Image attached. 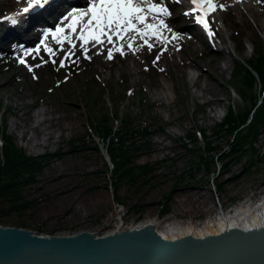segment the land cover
<instances>
[{
	"label": "rangeland",
	"instance_id": "obj_1",
	"mask_svg": "<svg viewBox=\"0 0 264 264\" xmlns=\"http://www.w3.org/2000/svg\"><path fill=\"white\" fill-rule=\"evenodd\" d=\"M23 1L0 0V13L14 9ZM217 1L224 5L211 17L218 40L215 41L217 50L210 52L188 31H181L200 47V51L190 52L191 56L204 63L220 79L216 91L223 104L212 117H205L209 106L201 97L194 95L195 86L184 82L179 75V64L160 58L165 52V45L161 42L156 49L148 50L147 66L129 77L126 71L118 70L123 55L115 51L113 64L109 66L106 61L102 67L98 54L106 56L107 50L101 54L89 49L91 59H84L77 47L72 59L80 57L79 60L76 63L66 61L65 67L60 68L59 60L63 53L55 57L56 64L51 63L44 52L31 54L32 59L21 64L18 52L11 57L0 50V120L15 145L28 155L43 156L40 170L21 185L20 199H14L13 195L0 196V224L26 227L42 235H66L81 230L102 234L115 227L116 221L124 225L147 217H171L178 222L199 221L245 197L256 199L264 196V126L259 129L254 147L245 145L239 150L231 149V136L218 126L230 103L236 111L250 105L249 96L240 95V81L233 77V70L238 60L246 63L251 55L258 54L260 47L264 50V28L258 25V20L264 23V0H256L257 6L262 8L258 19L245 11L243 3ZM167 8L168 16L177 14L174 4ZM184 23H187L186 20L179 22L180 25ZM174 25L177 24H171L172 27ZM175 44L172 49L177 50L179 44ZM52 47H55L54 43ZM217 58L222 59L220 68L214 64ZM88 63L95 64L99 71L89 70ZM37 64L41 66L36 67ZM29 66L32 71H29ZM185 69L194 75L200 71L188 64ZM11 73L17 74L16 79H11ZM170 73L173 74L172 80ZM156 79H167L172 89L177 88V102L169 109L154 98L152 92L160 91L155 84ZM259 88L260 80L257 79L252 92L257 93ZM28 94L34 101L50 102L60 113H67V118L76 120L72 130L63 131L58 144L26 147L27 137L35 132L29 128L22 135L18 126L28 120L23 111L34 107L28 104L22 106V99ZM263 94L256 98L257 104ZM20 107L22 111L16 116L14 110ZM125 115L133 117L134 128L144 127L148 132L145 137L134 133L124 143L132 160L128 165L147 163L151 166L145 174L133 179L120 178L121 173L111 170L113 164L104 144L107 140L95 128L103 117L106 121L100 120L102 124L122 130L120 118ZM169 119H173L172 123ZM169 129L172 133L166 136L165 132ZM59 133L55 131L54 136ZM157 138L164 139L172 147H161L156 143ZM205 140L210 144L209 149H206ZM58 164L67 167L64 171L72 177L71 183H57L58 186L53 183L59 169L63 170L57 167ZM27 175L22 173L21 177ZM189 185L205 188L204 195L207 200L213 201L210 202L213 207L208 209L205 205L195 214L181 212V208L189 202L192 205L204 203L202 197L197 198L190 191H179ZM64 186L77 189L78 194L73 202L61 206L56 193ZM100 193L105 196V201L98 199ZM185 196L188 199L180 200ZM81 198L88 199V208L79 214L75 207Z\"/></svg>",
	"mask_w": 264,
	"mask_h": 264
},
{
	"label": "bare ground",
	"instance_id": "obj_2",
	"mask_svg": "<svg viewBox=\"0 0 264 264\" xmlns=\"http://www.w3.org/2000/svg\"><path fill=\"white\" fill-rule=\"evenodd\" d=\"M172 2L180 3L181 7L186 8L185 7L186 0H172ZM216 3L218 4V1H216ZM240 3H243L244 9H246L245 11L249 12L254 17V19H258L259 15L262 13V8L257 6L256 0H232V4H240ZM182 10L183 9L179 10L178 16L175 19L181 18V20H183L184 18H186L185 10L183 11ZM31 23L32 22H28L26 25L27 26L26 29H24L22 32L20 30L14 31V35L7 38L6 41H4V44L7 48V50H5L6 51L5 55L10 54V56L13 57L16 54L15 52H19L21 47H14L13 45H15L17 40H22L24 38L31 37L30 31L33 28V25H31ZM258 25L264 28V23H261L259 20H258ZM212 29L215 30L214 28ZM180 30L185 31L186 29L182 27L180 28ZM169 33L170 32L168 31L167 34ZM214 34L216 36V33ZM191 37H193L195 40H199L201 44L206 45V47L210 49V52H214V50L218 49L211 42H208L207 39L204 38L203 36L197 37L195 35H192ZM126 42L127 40H124L122 42L124 45L123 47L124 55L122 58V65L118 67V70L126 71L129 77L132 76L131 74L133 72L137 73L139 70L145 67L147 63V58L149 56L148 55L149 49L147 48L146 45L143 44V42L139 38L131 41L132 44L134 45V47L131 50L127 48ZM150 42L153 45L152 49H156V46L160 42L165 44V52L162 53L163 57L160 58H162L165 62H170V63L174 62L179 64L178 67L179 75L183 78L184 82L195 86L194 95L201 97L203 99V102L208 104L209 106V113L206 114L205 117L206 116L212 117L216 115L218 107L223 104V100L220 99L216 91L217 89L216 85L217 86L219 85L220 79L215 75V73L210 72V70L204 65V63L196 61L194 57L191 56L190 52L200 51V47H198L194 42H192V39L188 38L185 34L179 32L178 33L175 32V38H168L162 36L160 40H155V41L150 40ZM117 43H121V42L117 41ZM175 43L179 44L177 50L172 49L174 48V45H176ZM106 45L103 46V49L100 46H96L95 48L90 47V50L99 52L101 54H105V50L107 49ZM177 53L179 54V56L177 55ZM98 55H99L98 61L100 62L102 67L105 65L106 61L109 66L113 64V60L108 59L107 55L106 56L100 54ZM221 63H222V59H218V58L214 62L215 66L219 68L222 65ZM88 64H89L88 66L89 70L99 71V68L95 66V64L93 63L91 64L88 63ZM186 64L198 68L200 71L196 75L191 74L185 69ZM15 73L13 75L11 73L12 76L10 75L12 80L16 79L17 77L16 76L17 74ZM170 75L172 80L173 74L170 73ZM166 80L156 79L155 84L159 86L158 89L160 91H158L157 93L153 91L152 93L155 95L154 98L155 100H157L159 104L169 109L170 107L176 104L178 91L175 85L174 86L176 89H172L170 85L166 82ZM157 94L159 96H156ZM24 104H28L30 106L34 105L32 109H29L28 111H23V113L27 115L28 120L25 121L22 125L18 126L21 128L22 135L24 134V132H27L29 128L33 129L35 132L34 134L27 137V141H26L27 148L46 146L51 143L58 144V141L60 140V136L63 134V131L72 130L74 128V124H76L75 119L72 120L69 117L68 118L66 117L67 113L65 114L60 113L48 101H41L39 99L34 101L31 94H28L25 98L22 99V106ZM20 111H22V107H20L19 109L16 108L14 110V114L18 116ZM172 120L173 119H169L168 120L169 123H172ZM57 130L60 133L58 134V136H54V132ZM171 133H172V129H169L165 132V135L170 136ZM62 137L61 139L63 140ZM156 143L161 144V147H172V145L165 143L164 139L162 138H157ZM57 167L58 168L61 167L63 170L59 169L58 174H56V177H54L53 179L54 181L53 183H55L56 185L57 183L59 184L61 183L65 185L68 182H70L72 180V177L70 176L68 171L67 172L64 171L67 170V167L62 166L60 164H58ZM227 180L229 179H225L224 181ZM204 189L205 188L198 185H189L186 186L185 188L179 189V191L182 192L190 191V194H195L197 198L202 197V201L204 202L203 204L200 203L198 205H192V203L189 202L191 204L189 203L185 204L180 211L181 212L186 211V212H190L191 214H195L197 211H200L205 205L206 208L211 209L213 205L210 202L213 201L211 199L207 200L208 197L204 195L205 193ZM56 194H57V202H59L61 206H65L73 202L78 193H77V189L69 186L68 187L64 186L61 189H59ZM98 197L100 201H105V196H103V193H100ZM185 199H188V197L185 196L183 198H180V200L182 201ZM87 208H88V199L86 201L85 198H81L79 199L78 204L75 207L76 209L75 211L81 214ZM147 223H152L156 228V230L166 238H178L185 236L187 234H193L200 237L207 236L210 234L221 233L230 227H243L246 229L261 228L264 227V196H259L256 199H253L252 196L245 197L243 199L238 200V202L233 204L231 207L225 210L221 208L213 216H207L199 221L178 222L174 219H171V217L169 218L165 217L162 219H158L156 217H147L139 222L128 225H124V223L121 221H116L115 227L109 228L104 232L111 233L115 230H122L127 227L131 228V227L142 226Z\"/></svg>",
	"mask_w": 264,
	"mask_h": 264
},
{
	"label": "water",
	"instance_id": "obj_3",
	"mask_svg": "<svg viewBox=\"0 0 264 264\" xmlns=\"http://www.w3.org/2000/svg\"><path fill=\"white\" fill-rule=\"evenodd\" d=\"M0 264H264V227L166 238L152 223L66 235L0 224Z\"/></svg>",
	"mask_w": 264,
	"mask_h": 264
},
{
	"label": "snow or ice",
	"instance_id": "obj_4",
	"mask_svg": "<svg viewBox=\"0 0 264 264\" xmlns=\"http://www.w3.org/2000/svg\"><path fill=\"white\" fill-rule=\"evenodd\" d=\"M49 0H28L27 7L22 11L27 13L32 8H43ZM192 7L185 15H193L195 23L201 25L211 35L209 20L217 9H223V4H217L216 0H190ZM170 15L169 9L164 5L163 0L151 2V0H88L86 8L72 9L63 17V23L58 24L54 29H46L44 38L35 52L41 49L48 55L51 63L56 64L55 57L60 53L63 56L59 60V67L64 68L66 61L76 63L80 57L75 56L77 43L80 48V55L84 59H91L89 48L100 46L103 49L105 44L111 45L107 48V58H113V52L124 55L123 41L128 40L127 48L132 49V40L139 38L151 51L152 38L160 39L163 30L168 28L163 17ZM154 17L157 22H149V17ZM13 24L16 19L9 17ZM51 37L55 47L46 43ZM173 38L174 34H173ZM117 41L121 42L116 46ZM67 45V51H65ZM27 54V52L25 53ZM157 59L159 57L157 56ZM155 62V61H154ZM19 63L25 64L23 59ZM43 63V61H42ZM37 64L36 67H40ZM29 71L32 67L29 66ZM35 78V77H34Z\"/></svg>",
	"mask_w": 264,
	"mask_h": 264
},
{
	"label": "trees",
	"instance_id": "obj_5",
	"mask_svg": "<svg viewBox=\"0 0 264 264\" xmlns=\"http://www.w3.org/2000/svg\"><path fill=\"white\" fill-rule=\"evenodd\" d=\"M233 77L240 81L238 88L240 95H248L251 102L249 106L237 111L230 103L218 126L231 136L229 139L231 149L239 150L245 145L254 147L259 129L264 126V94L261 102L258 100L259 103H256L258 95L264 92V50L260 47L258 54L251 55L246 63L238 60L233 70ZM257 79L260 80V88L256 93L252 92L251 88ZM120 119L123 122L122 130L113 129L106 123L102 124L103 121H106L103 117L99 119V123L95 124V128H98L102 132L103 139L107 140L104 144L113 164L111 170L121 173L120 178L133 179L145 174L147 170L151 169V166L147 163L128 165L131 160L130 152L124 143L126 138L134 133L145 137L148 132L144 127L134 128L133 117L125 115ZM4 125L0 120V196L13 195L14 199H20L21 185L24 180H31L33 174L40 170L43 156L26 154L21 147L14 144L12 137L4 129ZM189 135L193 137L192 133ZM206 141L204 142L206 149H209L210 144ZM200 157L202 158V155ZM205 162L209 163L207 160ZM22 173H28L27 177H21Z\"/></svg>",
	"mask_w": 264,
	"mask_h": 264
}]
</instances>
